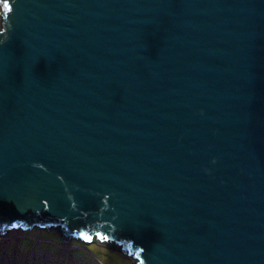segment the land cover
<instances>
[{"label":"water","instance_id":"obj_1","mask_svg":"<svg viewBox=\"0 0 264 264\" xmlns=\"http://www.w3.org/2000/svg\"><path fill=\"white\" fill-rule=\"evenodd\" d=\"M10 5L0 230L61 227L138 264H264V0Z\"/></svg>","mask_w":264,"mask_h":264},{"label":"rangeland","instance_id":"obj_2","mask_svg":"<svg viewBox=\"0 0 264 264\" xmlns=\"http://www.w3.org/2000/svg\"><path fill=\"white\" fill-rule=\"evenodd\" d=\"M7 229L6 233L10 236L0 242V261L3 257L11 258L14 253L18 257L30 255L34 264H70L72 261H75L74 264H138L139 261L128 251L124 253L112 249L105 240L100 242L97 238L87 241L72 238L63 241L61 227L24 229L19 225L10 231ZM17 245L21 246L19 251L16 250Z\"/></svg>","mask_w":264,"mask_h":264},{"label":"bare ground","instance_id":"obj_3","mask_svg":"<svg viewBox=\"0 0 264 264\" xmlns=\"http://www.w3.org/2000/svg\"><path fill=\"white\" fill-rule=\"evenodd\" d=\"M16 227H13V228H6L8 231H10V229H15ZM7 232V231H6ZM3 233L2 231H0V242H3V241H5L6 240V238L8 237V236H10L8 233ZM17 234V233H16ZM20 235V234H19ZM11 236H12V234H11ZM13 237H17V238H20L19 236H14L13 235ZM74 238H76V239H80V238H78V237H74ZM94 238H97V237H94ZM91 239V238H90ZM93 239V238H92ZM99 241L101 240L100 238H97ZM102 242H105V241H103V240H101ZM107 244V243H106ZM108 244H110V242H108ZM112 245H114V244H112ZM21 249V246L19 247L18 245H17V248H16V250L17 251H19ZM114 249H118V248H115V246H114ZM119 250H121V251H119V252H123L124 250H122V248H119ZM124 252H126V251H124ZM2 254H3V251H2ZM70 254H71V250H70ZM24 262V263H23ZM26 264V263H28V264H34V262H33V258H30V255H26V256H23V257H18L17 256V254H15L14 253V255L11 257V258H5V257H3L2 258V260L0 261V264ZM75 263V261H72V262H70V264H74ZM78 263V262H77Z\"/></svg>","mask_w":264,"mask_h":264},{"label":"snow or ice","instance_id":"obj_4","mask_svg":"<svg viewBox=\"0 0 264 264\" xmlns=\"http://www.w3.org/2000/svg\"><path fill=\"white\" fill-rule=\"evenodd\" d=\"M3 7L5 10H10L11 8L10 0H3Z\"/></svg>","mask_w":264,"mask_h":264},{"label":"trees","instance_id":"obj_5","mask_svg":"<svg viewBox=\"0 0 264 264\" xmlns=\"http://www.w3.org/2000/svg\"><path fill=\"white\" fill-rule=\"evenodd\" d=\"M100 242H102L101 240H100ZM109 245V247H111L112 249H114V245H112V243H110V244H108ZM124 252V251H123ZM125 253V252H124Z\"/></svg>","mask_w":264,"mask_h":264}]
</instances>
